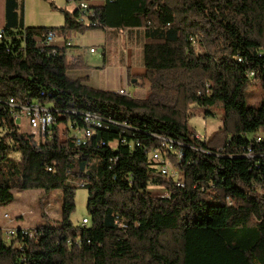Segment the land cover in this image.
Instances as JSON below:
<instances>
[{
    "label": "trees",
    "instance_id": "trees-1",
    "mask_svg": "<svg viewBox=\"0 0 264 264\" xmlns=\"http://www.w3.org/2000/svg\"><path fill=\"white\" fill-rule=\"evenodd\" d=\"M8 1L0 39V204L15 191L59 190L62 206L58 224L37 226L23 254L15 247L20 237L7 243L0 229V264H264V0H105L93 8L95 28L78 24L76 10H59L60 28L18 27ZM93 30L143 31L147 99L70 79L68 70L87 67L80 57L52 56L51 47L33 42L48 31L67 37ZM249 72L258 74L251 80ZM256 80L263 92L255 109L244 94ZM33 99L62 112V123L97 113L106 129L83 146L68 131L61 139L58 126L36 140L20 132L8 108L9 100ZM212 106L223 108L221 125L201 140L189 119L196 107ZM255 135L261 142L244 157ZM160 139L180 144L165 155L183 174V187L157 173L135 146L159 148ZM81 185L87 224L73 225ZM151 187L167 197H153Z\"/></svg>",
    "mask_w": 264,
    "mask_h": 264
},
{
    "label": "rangeland",
    "instance_id": "rangeland-1",
    "mask_svg": "<svg viewBox=\"0 0 264 264\" xmlns=\"http://www.w3.org/2000/svg\"><path fill=\"white\" fill-rule=\"evenodd\" d=\"M76 8V4L73 0H56L54 3L51 0H28V2L25 1L23 7L20 3L17 6L18 15L22 13L25 25L29 28H60L64 25V16L59 10L72 14ZM47 12L50 15H48ZM4 18L5 3L0 5L1 21ZM52 20L57 21V26L49 27V23ZM60 20H62L61 24ZM1 27L3 28L4 26ZM127 32L129 31L119 33L103 30L86 31L84 33L73 31L71 35L67 36L72 37L71 42L73 43V47L70 48V50L80 49L82 52L83 56H80L81 63L87 66L82 69L92 71L87 80L88 84L93 88L116 90L118 87H122L130 94V97L138 92V90L134 92L135 88H141L136 83H131V81L135 79L124 81L126 77L125 70H121V51L127 46V39L131 36V34H127ZM141 32L143 31L141 30ZM58 34L63 36L61 33ZM135 35L141 42L142 36L132 33V36ZM109 36L113 38L110 39ZM115 36H117V40H114ZM106 38L107 43H105ZM142 41H144V38H142ZM89 48H93L94 53H90ZM67 60L70 61L69 58H67ZM103 65L106 66V69L100 71L99 67ZM121 81H124V84L120 86ZM262 92L263 89L259 81H252L244 94L246 106L255 109L259 108ZM205 109L206 111L209 110L211 114L205 116ZM194 112V117L189 119V126L194 129L197 138L202 140L209 137L220 127L223 113V108L221 106L207 108L196 107ZM16 124L19 126L20 132L31 133L25 121L17 120ZM60 129L62 130V128ZM1 134L2 132L0 131V135ZM63 135L65 137L64 131ZM60 137L61 139L63 137L61 132ZM247 137H251V135ZM35 138L38 140L39 136ZM112 146L115 147L116 143H113ZM93 164H95V162H93ZM149 190H151L153 197L162 198L158 197L161 195L156 194V192L163 194V189L151 187ZM163 196L167 197V193L163 194ZM87 199V189L81 185L75 191V210L70 218L73 225H79L83 217L87 216ZM61 206L62 193L59 190H54L49 193H45L43 190L15 191L13 192V198L9 202L0 204V229L22 226L34 230V228L46 222L57 225L60 220ZM5 213L9 214L13 219L17 216L19 217L21 214H24V216L22 218H16L13 223H8V221L3 218ZM3 239L9 243V240H7L4 235Z\"/></svg>",
    "mask_w": 264,
    "mask_h": 264
},
{
    "label": "built area",
    "instance_id": "built-area-1",
    "mask_svg": "<svg viewBox=\"0 0 264 264\" xmlns=\"http://www.w3.org/2000/svg\"><path fill=\"white\" fill-rule=\"evenodd\" d=\"M53 3L56 2V0H51ZM76 4V16L75 21L78 24H82L83 26H90L91 28H95L98 26L96 23V13L93 8H91L88 0H75ZM4 37V31L0 30V39ZM62 40L60 41L61 44H57V40L59 39V34L55 31H48L45 34L34 36L33 42L35 44V47L42 49L44 47H51L52 56H58L62 57L65 56L66 50L73 47V43L71 42V39L61 37ZM90 53L94 52V49L89 50ZM237 58H240L239 55L235 56ZM241 59V58H240ZM251 76V80L256 78L258 72H249ZM212 88V83L208 78L204 79V95H210ZM117 94L124 96V97H130V94L127 93L125 90H118L116 92ZM197 96L200 100H203L201 92L197 93ZM8 108L9 113L13 121L16 123L17 120H23L27 123L29 126L31 133L38 138L39 141H43L46 137H50V129L52 126H58L59 128H62L61 135H63L65 132L70 137H72L73 142L76 146H83L86 144V142L93 136L94 132L99 129H106V126L104 123L106 120H104L99 114H89V113H77L79 115L78 119L76 118H69L67 119L66 123H62L58 121V117H63L64 114L62 112L54 109L52 105L44 104L40 100H30L27 101V104H17V102L14 101H8ZM74 114V113H73ZM161 144L159 148H154L151 150H147L146 148H142V146L139 143H136L135 146L142 149L143 155H145L146 159H148L151 162V167L162 176L172 178L176 181L177 186L183 187V174L181 172H178L174 170L165 155L166 151H174L173 146L180 145L176 141L172 139H160ZM261 142V136L255 135L252 137L250 141V145L247 147L244 157H250L251 154V144L252 143H259ZM125 140L122 142V144H125ZM104 143L101 142V145ZM177 157L179 159V162L183 159L184 154L182 151L177 152ZM115 161V160H113ZM50 170V169H49ZM123 179L131 184V177L128 175H124ZM151 190H149L150 192ZM165 192V191H163ZM151 194V192H150ZM161 196L158 197H164L162 193H159ZM152 195V194H151ZM24 214H21L20 217H23ZM5 220L8 221V223H12L14 221L13 218L9 214H5L3 216ZM82 225L87 224V219L83 218L81 220ZM2 234L7 240H14L17 237H20V239L23 241V243H17L16 248L24 253V247L26 246L24 243L25 239L32 238L33 236V230L31 229H25V228H4L2 230ZM25 260L24 256L22 255L21 262Z\"/></svg>",
    "mask_w": 264,
    "mask_h": 264
},
{
    "label": "crops",
    "instance_id": "crops-1",
    "mask_svg": "<svg viewBox=\"0 0 264 264\" xmlns=\"http://www.w3.org/2000/svg\"><path fill=\"white\" fill-rule=\"evenodd\" d=\"M13 1L15 3L14 12H15V15H16V23H15L16 26L21 25L23 27H27L25 25V20L23 19L22 13L20 15H18L17 6L20 3L22 5V7H23L25 5V1L28 2V0H13ZM88 2L90 4L91 8H95V7H102L104 5V3H105V0H88ZM3 3H5V18L2 21L0 19V30H3L4 27L8 26V23H9L8 17L6 16V7H7L8 3H9V1L8 0H0V5H2ZM48 15H50V14L48 13ZM61 21L62 20H60V24H61ZM49 24H50L49 27H52V26H57L56 24H58V23H57V21L52 20ZM1 26H4V27L2 28ZM108 33H113V32H108ZM132 33L141 35L142 38H143V35H144L143 32H141V30H129V32H127V34H131V36H130V38L127 39V46L121 51V70L122 69L125 70L126 77H125L124 81H128L129 79H135V81H137L136 84L139 87H141L139 89L135 88L134 92L136 90H138V92L136 94H133L132 97L136 98V99H147V97L149 96V91H148V88L144 84V81H143V76L145 74V69L143 67V60H142V53H141L142 52L143 41H142V38H141V42H140L137 39L136 35L132 36ZM61 37L72 39L71 36L70 37H66L65 35H63V36L59 35V39L57 40V44H59V45L61 44V42H60L62 40ZM109 37H110V39L113 38L112 36H109ZM116 37L117 36H115L114 40H117ZM103 42H104V40H103ZM105 43H107V38L105 39ZM90 49H92V48H89V50ZM65 56H66V58H69L70 61H71L72 59L78 58L80 56L82 57L83 55H82V52H81L80 49H71V50L68 49V50H66ZM99 68H100V71H104L106 69V66L103 65L102 67H99ZM91 72L92 71H88L86 69H70V70L67 71V76L70 79H73V80L86 78V80H85L86 84L89 85L87 79L90 76L89 74ZM124 81H121L120 86L122 84H124ZM135 81H134V83H135ZM97 89H99V88H97ZM121 89L124 90L122 87H118L116 90H111V89H101V90L117 92L118 90H121ZM165 193L166 192H163V194H165ZM156 194H159V193L156 192ZM5 214H7V213H5ZM16 218H22V217H20V216L18 217L17 216ZM15 228L30 229L28 227H22V226H16Z\"/></svg>",
    "mask_w": 264,
    "mask_h": 264
},
{
    "label": "water",
    "instance_id": "water-1",
    "mask_svg": "<svg viewBox=\"0 0 264 264\" xmlns=\"http://www.w3.org/2000/svg\"><path fill=\"white\" fill-rule=\"evenodd\" d=\"M135 80H132L131 83H134Z\"/></svg>",
    "mask_w": 264,
    "mask_h": 264
}]
</instances>
